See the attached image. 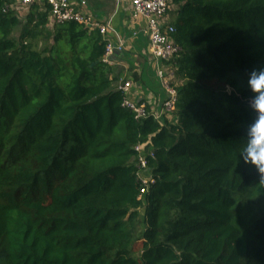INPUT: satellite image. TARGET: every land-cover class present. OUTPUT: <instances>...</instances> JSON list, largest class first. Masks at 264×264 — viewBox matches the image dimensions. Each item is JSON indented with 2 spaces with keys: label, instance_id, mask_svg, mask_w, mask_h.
<instances>
[{
  "label": "trees",
  "instance_id": "16d2710c",
  "mask_svg": "<svg viewBox=\"0 0 264 264\" xmlns=\"http://www.w3.org/2000/svg\"><path fill=\"white\" fill-rule=\"evenodd\" d=\"M168 1L172 124L123 107L99 32L0 0V264H264V174L239 157L264 0Z\"/></svg>",
  "mask_w": 264,
  "mask_h": 264
},
{
  "label": "built area",
  "instance_id": "2783aa9c",
  "mask_svg": "<svg viewBox=\"0 0 264 264\" xmlns=\"http://www.w3.org/2000/svg\"><path fill=\"white\" fill-rule=\"evenodd\" d=\"M34 5H47L50 7L49 20L51 24L60 25L74 22L89 31L99 32L106 42L105 64L112 67V58L116 56L117 52H123L124 43L122 41L118 40L117 44H114L109 40L110 33L115 34L111 21L98 22L83 10L75 8L71 0H14V9L16 11L18 9L27 11ZM170 8L168 0H133L132 2L131 17L134 20L144 19L146 21V27L141 32L135 33L134 36L140 35L149 40L152 60L157 66V78L167 94L166 100L160 103L161 105L157 110H150L148 105L137 103L130 98L132 82L121 81L118 83L117 90L124 97L123 107L132 111L138 120L152 116L156 121L160 122L164 115L175 112L177 94L171 82L174 76L173 72L166 66V63L173 60L179 54L180 49L173 39L175 27L169 23L168 19ZM143 150V146L136 148V151L140 153L139 179L144 188H149L154 185L155 180L150 174Z\"/></svg>",
  "mask_w": 264,
  "mask_h": 264
},
{
  "label": "crops",
  "instance_id": "0c3cea01",
  "mask_svg": "<svg viewBox=\"0 0 264 264\" xmlns=\"http://www.w3.org/2000/svg\"><path fill=\"white\" fill-rule=\"evenodd\" d=\"M78 10H83L100 23L112 22L115 32L110 33L109 40L117 44L124 43L122 53L117 52L112 58L114 74L121 81L132 82L130 98L137 103H144L150 110H157L165 101L167 94L157 78V66L152 60L149 40L143 36H134L146 27L144 19L131 17L133 0H71ZM84 3V4H83ZM27 11L18 9L22 19ZM153 82L154 86L151 85ZM116 84V85H117ZM160 123H176L173 113L164 115Z\"/></svg>",
  "mask_w": 264,
  "mask_h": 264
},
{
  "label": "clouds",
  "instance_id": "9594fccd",
  "mask_svg": "<svg viewBox=\"0 0 264 264\" xmlns=\"http://www.w3.org/2000/svg\"><path fill=\"white\" fill-rule=\"evenodd\" d=\"M246 86L250 93L247 107L255 113V119L244 128L246 141L239 157L244 163L255 165L264 174V67L253 68L247 73ZM232 91L229 87L228 92ZM261 183L264 184V175Z\"/></svg>",
  "mask_w": 264,
  "mask_h": 264
},
{
  "label": "rangeland",
  "instance_id": "374dc122",
  "mask_svg": "<svg viewBox=\"0 0 264 264\" xmlns=\"http://www.w3.org/2000/svg\"><path fill=\"white\" fill-rule=\"evenodd\" d=\"M168 63H166V65H167ZM172 86H173V84L175 83V81H174V79H172ZM151 85H153L154 86V84H153V82L151 83Z\"/></svg>",
  "mask_w": 264,
  "mask_h": 264
}]
</instances>
